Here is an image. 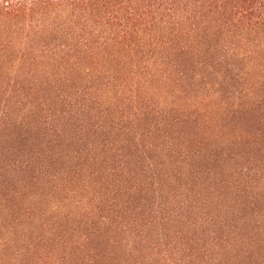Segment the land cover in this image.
I'll return each mask as SVG.
<instances>
[{
    "label": "rangeland",
    "instance_id": "rangeland-1",
    "mask_svg": "<svg viewBox=\"0 0 264 264\" xmlns=\"http://www.w3.org/2000/svg\"><path fill=\"white\" fill-rule=\"evenodd\" d=\"M12 64L8 60L4 72L11 71ZM4 72L0 70V243H6L7 264H51V252L56 250L60 256L66 251L72 261L59 264H264V108L257 113L259 87L264 82L230 84L224 92L215 84L221 92L199 98V103L191 100L189 91L166 89L168 97L179 95L190 109L177 124H160L169 141L157 143L175 144L179 152L184 143L190 155H184L187 161L177 172L165 167L158 173L162 179L175 176L176 182L168 189L177 194L178 201L183 197L188 201L183 209L171 211V216L163 211L172 222L154 228V233L149 231V236L158 239L147 243L149 254L139 257L128 256L126 242L133 235L129 231L137 230L133 229L136 217L141 224L149 222L152 214L138 208L139 200L129 189L111 192L114 180L125 177H100L105 167L108 171L111 164L117 168L112 149L127 136L124 126L134 120L136 108L124 110L125 122L114 129L108 126L106 135L98 129L103 116L96 109H92V119L76 113L70 121L75 134L84 136V141L75 144L84 155L76 158L70 152L68 159L62 155L57 160L52 148L55 141L46 142L50 137L40 124L44 118L36 114L47 116L46 109L58 105L59 81L37 87L25 65L11 75ZM48 76L37 74L36 79L44 82ZM261 77L264 80L261 75L255 81ZM62 89L66 91L65 86ZM247 91L254 93L252 100L245 97ZM61 104L59 116H67L85 102L75 96ZM110 119L104 118L103 124ZM80 124H87L85 131ZM98 137L102 143L94 142ZM96 144L100 146H92ZM101 147L104 152H99ZM104 160L99 178L88 177ZM180 169L186 172L185 179ZM179 191L189 196L181 197ZM115 194L117 198L111 199ZM153 201L157 206L161 199ZM90 212L95 213L93 221L86 218Z\"/></svg>",
    "mask_w": 264,
    "mask_h": 264
},
{
    "label": "trees",
    "instance_id": "trees-1",
    "mask_svg": "<svg viewBox=\"0 0 264 264\" xmlns=\"http://www.w3.org/2000/svg\"><path fill=\"white\" fill-rule=\"evenodd\" d=\"M10 59L11 71L4 72ZM21 65L27 66L37 87L59 81L58 105H50L47 116L36 114L44 118L40 124L44 135L50 137L46 142L55 141L52 148L57 160L62 155L68 159L70 152L76 158L84 155L75 146L85 140L84 136L75 134L70 121L76 113L92 119V109H96L103 116L98 129L106 135L108 126L114 129L125 122L124 110L136 108L134 120L124 126L127 136L121 146L112 149L117 168L111 164L108 171L104 160L88 177L99 178L102 168L101 179L125 177L114 180L111 192L129 189L139 200L138 208H147L152 214L148 223L138 224L136 217L133 229L137 230L129 231L133 235L126 242L128 256L140 257L150 253L147 243L158 239L149 236V231L154 233L159 225L170 224L172 219L165 213L183 209L188 201L183 196H189L179 191L183 199L178 201L177 194L168 189L176 182L175 176H159L165 167L176 172L180 165L184 168V155H190L184 143L181 152L175 144L157 143L169 138L160 124H177L190 109L179 95L168 97L166 89L189 91L191 100L199 103V98L212 97L221 89L224 92L230 84L264 82L262 77L255 81L264 76V0H0V70L11 75ZM37 74L50 76L42 82L36 79ZM260 85L262 106L259 102L257 113L264 108V84ZM249 92L245 97L252 100L253 92ZM75 96H81L85 104L74 107L72 114L59 116L61 102ZM107 117L111 119L105 125ZM86 127L80 124L84 131ZM100 137L94 142H100ZM100 151L105 150L101 147ZM159 159L163 161L160 169ZM178 173L185 179V171ZM153 198L161 199L157 206ZM109 202L115 205V201ZM123 212H127L125 205ZM86 218L93 221L95 213ZM5 244L0 243V264H7ZM59 254L58 250L51 252V264L72 262L66 251Z\"/></svg>",
    "mask_w": 264,
    "mask_h": 264
}]
</instances>
